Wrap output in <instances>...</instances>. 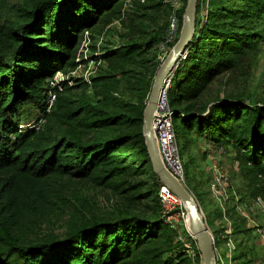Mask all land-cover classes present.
Returning <instances> with one entry per match:
<instances>
[{
	"label": "trees",
	"instance_id": "1",
	"mask_svg": "<svg viewBox=\"0 0 264 264\" xmlns=\"http://www.w3.org/2000/svg\"><path fill=\"white\" fill-rule=\"evenodd\" d=\"M123 3L22 0L12 11L7 0H0V264H192V247L177 238L158 202L148 217L90 219L64 237L33 238L66 203L74 182L132 194L134 202L156 201L155 187L162 183L153 172L143 115L159 68L153 53L163 40L159 34L105 50L95 59L106 68L90 84L61 82L47 114L48 81L78 67L84 34L94 39L101 22L119 14ZM261 45L264 0H198L194 39L169 91L177 139L185 136L181 156L192 133L235 152L248 177L264 179V102L225 96L201 103L215 78ZM41 117L46 122L36 131ZM147 170L158 182L153 191L141 193L146 183L140 178ZM181 208L177 212L187 215ZM238 249L231 264L238 258L244 260L238 264L255 262L253 250L237 257Z\"/></svg>",
	"mask_w": 264,
	"mask_h": 264
},
{
	"label": "rangeland",
	"instance_id": "2",
	"mask_svg": "<svg viewBox=\"0 0 264 264\" xmlns=\"http://www.w3.org/2000/svg\"><path fill=\"white\" fill-rule=\"evenodd\" d=\"M7 1L10 8H13L12 11L19 7L22 2V0ZM123 1L121 12L112 14L102 21L96 30L95 38L89 44L88 55L90 57L85 66L78 68L74 74L65 75L62 73L66 82L70 85L79 84L78 80L80 78L78 76L86 72L90 66L94 67L95 73L93 75H99L106 68L107 63L95 58H99L105 50L118 48L132 41L148 40L154 33L159 34L164 39L173 17H176L179 21L180 36L183 24H181L179 13L184 8L185 0ZM155 5H159V7L156 8ZM204 13V11L201 12V18ZM153 53L156 56L157 64L160 66L161 64L157 60V47L153 50ZM225 96L243 97L247 101L264 102V45H261L258 51L242 58L235 69L224 72L215 78L208 87L201 103L207 105L215 99ZM178 126L181 127V124H178ZM184 137L183 135L178 136L180 149L185 142ZM188 139L191 142L188 141L187 149L182 150L186 167L184 185L196 200L201 214L208 224L210 233L214 239L218 240L219 251L222 255L225 252L228 253L224 244L226 243L224 237L226 236L225 232L229 230L228 225L230 223L233 241L235 240L236 247L239 246L236 256L253 250L251 252L252 259L255 261L253 264H264V239L256 233L259 228L264 230V223L258 224L259 219H264V211H253L256 206L255 201L258 198H261L264 203V179L253 180L248 177L242 171L240 164L237 165L235 152L228 150L223 152L208 138L196 136L192 133L188 135ZM214 166H218L223 173L230 177L228 194L232 203L229 204L230 210L227 211L228 221L223 218L222 210L211 197L210 185ZM156 177L158 176L156 175ZM140 181L146 183L141 193H146L149 190L153 191L154 183L158 182L149 170L140 178ZM159 181L161 182L160 178ZM155 189V202L151 199L134 202L131 200L132 194L120 196L110 189L95 188L90 184L74 182V190L66 195V203L60 204L55 215L48 222L41 224L34 233L33 238L42 239L51 235L64 237L76 225L90 219L113 218L120 214L148 217L154 213L157 202L159 212L163 214L164 208L157 200L158 184ZM243 202L248 204L245 209L247 214L245 215L243 212L236 210V203ZM181 205L174 211L177 238L187 243L188 248L191 249L192 247V250L188 252L192 258V264H202L200 253L199 255L197 253L196 242L194 241L195 247L188 236L183 235L184 230L189 233V223L187 225V215L184 212H177L178 209H182ZM198 257L200 262H198ZM243 261V259L238 258L233 264L242 263Z\"/></svg>",
	"mask_w": 264,
	"mask_h": 264
},
{
	"label": "built area",
	"instance_id": "3",
	"mask_svg": "<svg viewBox=\"0 0 264 264\" xmlns=\"http://www.w3.org/2000/svg\"><path fill=\"white\" fill-rule=\"evenodd\" d=\"M179 32V21L176 17H173L167 35L157 46V60L158 62H160V64L164 63V60L166 59L170 50L174 47L173 45L177 43L176 40L179 38ZM90 43V33L86 32L83 36L75 60L78 63V67L71 73H76L78 68L85 66V64L87 63L86 61H89L90 56L88 55V52ZM187 53L184 54L181 59H185ZM94 73V67L90 66L86 72L78 77L83 82L90 84L91 79L95 77L93 75ZM173 74L174 72L170 76H168L164 83L163 90L159 95L158 104L153 119V131L163 165L175 178L184 183L186 180L185 164L181 156L174 125L173 112L171 110L169 101V91L172 87ZM64 81L66 80L63 77L62 72H58L53 79H50L48 81V84L46 86L47 91L45 93L47 102V114H50L52 112L53 106L57 101V90L62 91V87L60 84ZM45 122L46 119L44 117H41L39 123L35 124V130L39 131L44 126ZM20 127L22 128L23 126L21 125ZM219 149L221 151L223 150L224 152L223 147H220ZM238 164L239 163L237 162V165ZM212 176L213 178L210 185V192L212 194L211 197L222 210L223 218L228 221L227 211H229V204L232 203L228 194L230 177L227 174L223 173V171L218 166L213 167ZM158 199L164 208L162 217L165 218L167 223H169V225L175 229L174 219L176 215L174 211H176L177 207L181 205V202L175 196L172 190L163 183L158 191ZM255 204L256 206L254 207L253 211H264V203L261 198H258L255 201ZM247 206L248 204L245 202L236 203V210L238 212H243V214L245 215L247 214V212L245 211ZM230 226L231 224L229 223V230L225 232L226 236L224 237L225 240L227 239L225 245L228 250V253L225 255V257H223L222 253L219 251V248H217L215 245L217 264H231L232 262L233 252L236 247L232 238ZM256 233L264 239V230L259 228L256 230Z\"/></svg>",
	"mask_w": 264,
	"mask_h": 264
},
{
	"label": "water",
	"instance_id": "4",
	"mask_svg": "<svg viewBox=\"0 0 264 264\" xmlns=\"http://www.w3.org/2000/svg\"><path fill=\"white\" fill-rule=\"evenodd\" d=\"M197 2L198 0H187L178 42L172 48L164 63L158 68L149 101L143 115V134L154 173L160 178L161 183L172 190L187 212L189 233L197 244L202 264H217L215 254L216 242L209 231L208 224L188 188L184 183L175 178L163 165L153 131L154 114L164 83L168 76L175 71L182 56L188 52L194 39Z\"/></svg>",
	"mask_w": 264,
	"mask_h": 264
},
{
	"label": "crops",
	"instance_id": "5",
	"mask_svg": "<svg viewBox=\"0 0 264 264\" xmlns=\"http://www.w3.org/2000/svg\"><path fill=\"white\" fill-rule=\"evenodd\" d=\"M215 202V201H214ZM216 203V202H215ZM229 210H230V208H229ZM264 223V219H259L258 220V224H263Z\"/></svg>",
	"mask_w": 264,
	"mask_h": 264
},
{
	"label": "bare ground",
	"instance_id": "6",
	"mask_svg": "<svg viewBox=\"0 0 264 264\" xmlns=\"http://www.w3.org/2000/svg\"><path fill=\"white\" fill-rule=\"evenodd\" d=\"M189 223V222H188ZM189 226V225H188Z\"/></svg>",
	"mask_w": 264,
	"mask_h": 264
}]
</instances>
